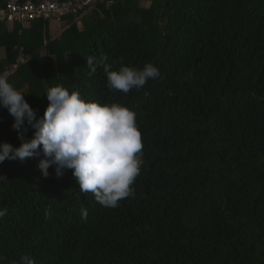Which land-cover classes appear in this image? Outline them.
I'll return each instance as SVG.
<instances>
[{"label": "trees", "instance_id": "obj_1", "mask_svg": "<svg viewBox=\"0 0 264 264\" xmlns=\"http://www.w3.org/2000/svg\"><path fill=\"white\" fill-rule=\"evenodd\" d=\"M142 1L96 0L56 39L48 22L0 23V73L30 54L8 79L38 118L62 86L134 111L144 146L135 194L116 208L81 193L72 170L44 178L42 156L0 164V264H264V0ZM121 58L160 75L110 92L103 64ZM13 122L0 108V143L19 147Z\"/></svg>", "mask_w": 264, "mask_h": 264}, {"label": "clouds", "instance_id": "obj_2", "mask_svg": "<svg viewBox=\"0 0 264 264\" xmlns=\"http://www.w3.org/2000/svg\"><path fill=\"white\" fill-rule=\"evenodd\" d=\"M87 66L91 73L97 71L94 58L89 57ZM103 69L107 89L123 94L144 88L160 75L152 63L136 68L125 65L123 58L118 69L106 63ZM45 95L49 104L38 118L25 94L9 82L7 72L0 73V108L13 117L12 129L21 141L19 147L0 143V164L42 156L37 169L44 178L51 175L50 168L58 179L72 170L80 192L92 193L105 208H116L122 199L134 196L144 147L136 113L117 103L86 101L79 92L70 93L62 86L48 88ZM30 128L34 132L29 139ZM6 215L7 209H0V219ZM80 215L86 220L87 209H81ZM17 264H35V260L25 254Z\"/></svg>", "mask_w": 264, "mask_h": 264}, {"label": "built area", "instance_id": "obj_3", "mask_svg": "<svg viewBox=\"0 0 264 264\" xmlns=\"http://www.w3.org/2000/svg\"><path fill=\"white\" fill-rule=\"evenodd\" d=\"M92 0H40L35 3L27 1L20 3L18 0H7L6 7L0 9V23L9 25L21 24L28 26L36 21H58L68 16H76L89 7ZM30 54L26 53L23 48L18 50V57L15 64L7 71L10 75L19 66L30 60Z\"/></svg>", "mask_w": 264, "mask_h": 264}, {"label": "crops", "instance_id": "obj_4", "mask_svg": "<svg viewBox=\"0 0 264 264\" xmlns=\"http://www.w3.org/2000/svg\"><path fill=\"white\" fill-rule=\"evenodd\" d=\"M48 33L51 39H56L63 34L69 28V25L65 22L51 21L48 22ZM13 25L10 26L12 28ZM27 27V26H26ZM2 55H5V50H2Z\"/></svg>", "mask_w": 264, "mask_h": 264}, {"label": "rangeland", "instance_id": "obj_5", "mask_svg": "<svg viewBox=\"0 0 264 264\" xmlns=\"http://www.w3.org/2000/svg\"><path fill=\"white\" fill-rule=\"evenodd\" d=\"M95 2H96V0H92L89 6H90L91 8H92V7H95ZM141 5H142V7L147 8V7L150 6V2H148L147 0H143V1L141 2ZM22 93L25 94V99L27 100V98H26V93H25V92H22Z\"/></svg>", "mask_w": 264, "mask_h": 264}]
</instances>
